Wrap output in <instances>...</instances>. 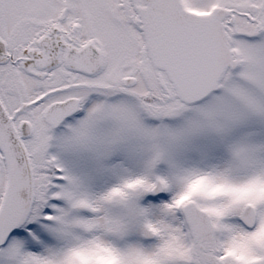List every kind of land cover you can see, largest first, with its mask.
Here are the masks:
<instances>
[{"label":"snow or ice","instance_id":"snow-or-ice-1","mask_svg":"<svg viewBox=\"0 0 264 264\" xmlns=\"http://www.w3.org/2000/svg\"><path fill=\"white\" fill-rule=\"evenodd\" d=\"M0 264H264V0H0Z\"/></svg>","mask_w":264,"mask_h":264}]
</instances>
